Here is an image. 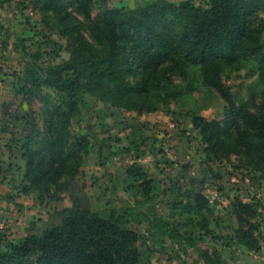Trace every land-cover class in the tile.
<instances>
[{
  "label": "rangeland",
  "instance_id": "obj_1",
  "mask_svg": "<svg viewBox=\"0 0 264 264\" xmlns=\"http://www.w3.org/2000/svg\"><path fill=\"white\" fill-rule=\"evenodd\" d=\"M107 1L126 10L186 2L207 8L210 2ZM61 2L55 12L49 0H0V254L41 235L51 213L72 206L64 185L73 174L92 212L123 217L138 233L140 264H264V172L249 164L243 149L228 145L235 143L234 128L233 138L224 133L220 156L206 153L194 119L221 122L222 130L231 120L228 100L204 83L199 66L185 75L157 69L154 75L173 82L126 104L82 92L63 127L53 106L68 109V97L45 84L28 90L30 66L45 76L46 67L71 56L77 37L96 47L106 41L98 0L76 7ZM256 16L259 23L264 13ZM215 64L235 105L259 111L264 85L254 57L228 62L216 56ZM134 168L150 181L149 194L130 174ZM195 194L207 200L202 209ZM244 230L249 235L242 239Z\"/></svg>",
  "mask_w": 264,
  "mask_h": 264
},
{
  "label": "trees",
  "instance_id": "obj_2",
  "mask_svg": "<svg viewBox=\"0 0 264 264\" xmlns=\"http://www.w3.org/2000/svg\"><path fill=\"white\" fill-rule=\"evenodd\" d=\"M70 1L73 7L80 3V0ZM98 1L105 42L96 47L86 37L79 36L71 56L46 67L45 76L34 66L29 69V91L45 84L68 97V109L53 106L58 125L63 127L77 111L82 92L126 104L132 95L151 94L165 83L173 82L172 78L162 80L154 75L160 68L169 66L185 75L191 65H196L204 83L218 89L229 102L226 119L230 117L231 123L223 130L221 122L204 117L194 119L207 144L206 153L220 156L221 145L226 141L224 133L233 138L230 131L234 128L235 143L228 142V145L243 149L249 164L264 172V91L259 111H251L246 104L237 107L215 69L216 56L237 62L243 55H250L258 62L259 79L264 85L261 43L264 17L257 23L256 16L264 13V0H210L207 8L187 2L179 6L154 3L136 10L112 7L107 0ZM61 3V0H49L47 5H53L52 9L57 12L62 9L61 5L57 7ZM130 74L136 77L134 81L129 78ZM130 174L149 194L150 181L141 168L132 169ZM72 176L64 185L72 206L51 213L41 235L11 243V252L0 254V264H30L28 261L34 264H140L138 233L125 225L123 217L106 218L92 212L88 194L77 187ZM193 199L199 209L207 203L201 194H195ZM247 235L248 231L244 230L241 238ZM249 248L259 250V247ZM207 264L214 263L208 259Z\"/></svg>",
  "mask_w": 264,
  "mask_h": 264
},
{
  "label": "built area",
  "instance_id": "obj_3",
  "mask_svg": "<svg viewBox=\"0 0 264 264\" xmlns=\"http://www.w3.org/2000/svg\"><path fill=\"white\" fill-rule=\"evenodd\" d=\"M4 227H5V226H4V223H2V224L0 225V231L3 230Z\"/></svg>",
  "mask_w": 264,
  "mask_h": 264
}]
</instances>
